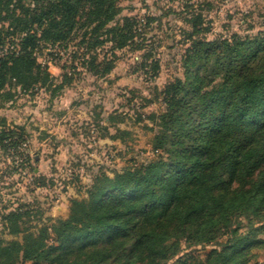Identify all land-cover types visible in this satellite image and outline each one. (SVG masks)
<instances>
[{
  "label": "trees",
  "instance_id": "1",
  "mask_svg": "<svg viewBox=\"0 0 264 264\" xmlns=\"http://www.w3.org/2000/svg\"><path fill=\"white\" fill-rule=\"evenodd\" d=\"M119 2L0 0V92L51 85L37 61L43 49L73 46L71 58L103 76L116 51L146 48L153 18L118 20ZM186 18L183 77L164 86L163 109L148 117L155 157L96 175L66 218L29 206L4 214L3 230L16 239L0 238V264H167L182 240L213 247L174 264H255L246 256L264 243L254 227L264 221V31L207 39L202 13ZM150 56L139 65L154 78L159 65ZM1 130L2 149L17 155L16 130Z\"/></svg>",
  "mask_w": 264,
  "mask_h": 264
},
{
  "label": "rangeland",
  "instance_id": "2",
  "mask_svg": "<svg viewBox=\"0 0 264 264\" xmlns=\"http://www.w3.org/2000/svg\"><path fill=\"white\" fill-rule=\"evenodd\" d=\"M119 6L118 20L153 18L145 28L146 48L116 51L113 68L103 76L73 60V46L43 49L37 61L47 65L52 84L6 87L0 92V132L16 130L13 139L21 140L17 155L0 145V238L16 239L3 230L2 220L16 207L39 208L43 217L66 218L70 200L85 197L96 175L112 176L114 171L155 157L153 123L148 117L163 109L164 86L183 77L181 57L189 30L185 19L192 11L202 13L209 28L207 39L264 31V0H120ZM145 51L151 55L148 62L158 61L154 78L139 65ZM109 115H116V121L106 122ZM18 153L28 155V162L15 160ZM34 224L38 223L27 222ZM254 227H261L258 237L264 241V221L255 222ZM248 229L243 220L240 231ZM179 247L177 257L202 256L213 246L182 240ZM246 257L250 263L264 264V243L250 248ZM174 259L167 264H174Z\"/></svg>",
  "mask_w": 264,
  "mask_h": 264
}]
</instances>
